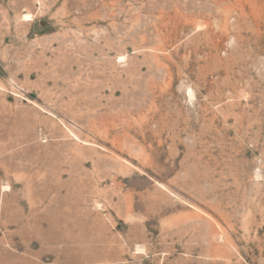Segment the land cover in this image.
Segmentation results:
<instances>
[{
  "label": "rangeland",
  "instance_id": "obj_1",
  "mask_svg": "<svg viewBox=\"0 0 264 264\" xmlns=\"http://www.w3.org/2000/svg\"><path fill=\"white\" fill-rule=\"evenodd\" d=\"M0 264H264V0H0Z\"/></svg>",
  "mask_w": 264,
  "mask_h": 264
},
{
  "label": "bare ground",
  "instance_id": "obj_2",
  "mask_svg": "<svg viewBox=\"0 0 264 264\" xmlns=\"http://www.w3.org/2000/svg\"><path fill=\"white\" fill-rule=\"evenodd\" d=\"M26 21H30L31 20V16L28 14V15H25L24 18Z\"/></svg>",
  "mask_w": 264,
  "mask_h": 264
}]
</instances>
